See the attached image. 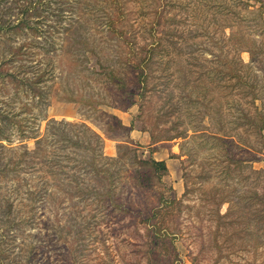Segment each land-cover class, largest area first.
I'll return each mask as SVG.
<instances>
[{
	"label": "rangeland",
	"instance_id": "rangeland-1",
	"mask_svg": "<svg viewBox=\"0 0 264 264\" xmlns=\"http://www.w3.org/2000/svg\"><path fill=\"white\" fill-rule=\"evenodd\" d=\"M263 5L0 0V264H264Z\"/></svg>",
	"mask_w": 264,
	"mask_h": 264
},
{
	"label": "trees",
	"instance_id": "trees-1",
	"mask_svg": "<svg viewBox=\"0 0 264 264\" xmlns=\"http://www.w3.org/2000/svg\"><path fill=\"white\" fill-rule=\"evenodd\" d=\"M257 1H262V0H257ZM238 2H241V0H238ZM263 3V2H262ZM246 4H248L247 2H246ZM264 6V5H263ZM250 7V6H249ZM228 9H230V8H228V6H227V9L226 10H228ZM231 10V9H230ZM230 10H228L229 12H230ZM259 11V10H258ZM252 13H254V12H251V14ZM259 15L260 16H262L263 15V12H260L259 11ZM244 17V16H243ZM237 20H239V19H241V17L239 18L238 16H236L235 17ZM239 18V19H238ZM241 20H244V19H241ZM238 29H239V27H238ZM153 37H155V42L152 44V47L153 48H155V47H157V46H159L160 45V42H161V38H159V40H157L156 41V36H153ZM240 41L238 42L239 44V46L241 47L242 46V44L243 43H246V41L244 42V33L242 34V32H241V34H240ZM252 41V40H251ZM240 50L241 51H246V52H248L249 53V55H250V60H254V59H256L259 55H260V53H262L263 55H264V48L263 47H260V46H254L252 49H249V48H245V47H242V48H240ZM173 52V51H172ZM150 53H154V49H150ZM232 65V64H231ZM234 65V64H233ZM232 65V66H233ZM136 68L137 69H139V77L142 79V82H144L143 83V85L145 86V83H146V78L144 79V77H142V76H145L146 77V72H145V70H146V63H145V66H142V64L140 65V64H138V66H136ZM250 68V66H246L245 64L243 65V67L240 69L241 71H242V73H244V74H246V70H244V69H249ZM109 71V77H110V79H112V80H110L113 84L115 83L116 85L117 84H119L120 85V83L121 82H123L124 81V78H121L120 76L119 77H116L115 76V72L113 71V70H108ZM0 75L2 76V77H5V76H8V77H11V78H14V79H16L15 78V75L14 74H9V73H7V72H3L2 70H1V68H0ZM113 75V76H112ZM229 77H231V76H229ZM232 77H236V76H234L233 74H232ZM238 77V76H237ZM242 77V79L244 80V78H247V75L245 76V75H242L241 76ZM144 79V80H143ZM251 80H252V78H250V80H248V81H244V84L245 85H250V87L252 86L253 88H254V85H252V84H250V82H251ZM141 81V80H140ZM38 82L40 83L41 82V78H40V80H38ZM123 85V84H122ZM122 87H124V85L122 86ZM252 92H253V95H254V100H258L259 99V97L260 96H258V94L256 93V92H254L253 90H252ZM36 94H39L36 90H34V96H36ZM262 97V96H261ZM264 97V96H263ZM133 98H131V99H129L128 101H129V103H130V105H134L132 102H133V100H132ZM259 119H261V121L259 122ZM119 121V124H120V126L122 127V128H124V129H128V130H132V129H134V125H131V126H126V125H124L122 122H121V120H118ZM262 123H264V117H261L260 115H258L257 114V117L253 120V125H254V129H255V132H256V134L257 135H260V134H262L263 132H264V125L263 126H261L262 125ZM2 133V132H1ZM0 133V134H1ZM218 133H220V134H218ZM212 136H214V137H216L217 139H224V140H230V137L232 136L231 135V132L230 131H227L224 127L223 128H220L219 129V131L218 132H216L214 135H212ZM96 138H100V137H96ZM232 141V140H231ZM76 144V143H75ZM232 144L234 145L235 144V142L233 141L232 142ZM243 144L244 145H249L248 144V140H246V139H244L243 140ZM88 148V147H87ZM94 151H95V148L93 149ZM112 160V159H111ZM256 161H258V159H255ZM112 161H114V162H116V163H118V162H120V160H119V158L118 159H114V160H112ZM138 164H139V168L135 171V180H136V183H137V185L140 187V188H142V189H150L151 188V185H153L154 183V181L156 180V181H158V182H161L162 181V178L165 176V174H167L168 173V166H167V163H166V161H158V160H156L152 155H151V157L149 158V159H139L138 160ZM90 167L93 169V171L94 172H96V170H97V168H98V166H97V164L95 163V161H93L92 162V164L90 165ZM102 171H101V169L100 170H98L97 171V173H101ZM108 199H110V197L108 198ZM164 199V197H161V200H163ZM225 203H230L231 204V206H230V208H229V214H231L232 212H233V202L232 201H224V202H221L220 203V206H222V204H225ZM117 206V205H116ZM155 210V209H154ZM140 213L142 212V211H139ZM142 214V213H141ZM156 217V213H154L153 214V218H155ZM141 219H142V223L143 222H145L146 224H149V222H151V219H152V216H150V217H147V218H144L143 216H141ZM150 225V224H149ZM155 225L156 224H152V226L150 225V227H152L156 232L158 231V233L160 234L161 233V230L160 229H158V228H156L155 227Z\"/></svg>",
	"mask_w": 264,
	"mask_h": 264
},
{
	"label": "crops",
	"instance_id": "crops-1",
	"mask_svg": "<svg viewBox=\"0 0 264 264\" xmlns=\"http://www.w3.org/2000/svg\"><path fill=\"white\" fill-rule=\"evenodd\" d=\"M124 124V123H123ZM124 125H126V124H124Z\"/></svg>",
	"mask_w": 264,
	"mask_h": 264
}]
</instances>
